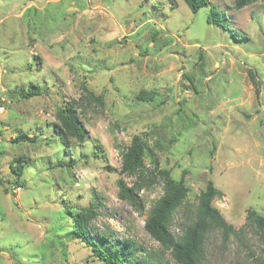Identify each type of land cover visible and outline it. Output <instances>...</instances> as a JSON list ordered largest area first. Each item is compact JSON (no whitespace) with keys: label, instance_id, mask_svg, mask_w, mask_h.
I'll list each match as a JSON object with an SVG mask.
<instances>
[{"label":"rangeland","instance_id":"rangeland-1","mask_svg":"<svg viewBox=\"0 0 264 264\" xmlns=\"http://www.w3.org/2000/svg\"><path fill=\"white\" fill-rule=\"evenodd\" d=\"M210 1L235 32L184 0H0V264H102L70 218L91 207L94 238L108 233L177 264L145 229L163 184L139 194L142 212L118 195L119 178L134 183L120 175L134 136L184 179L187 205L212 180L221 192L212 205L236 231L249 210L264 215V0L240 10ZM32 85L44 93L23 99ZM85 87L103 105L85 99ZM73 101L87 142L63 147L55 115ZM21 134L36 141L14 143ZM17 159L25 182L10 187ZM184 219L178 210L173 233ZM252 231L227 241L214 232L206 264H254Z\"/></svg>","mask_w":264,"mask_h":264},{"label":"trees","instance_id":"trees-1","mask_svg":"<svg viewBox=\"0 0 264 264\" xmlns=\"http://www.w3.org/2000/svg\"><path fill=\"white\" fill-rule=\"evenodd\" d=\"M259 0H235L236 9L240 10ZM189 10L196 14L201 9L209 7L207 22L217 25L224 30L235 32L231 29L229 20L225 13L221 12L216 4H211L210 0H184ZM254 85H258L254 74L251 73ZM85 90V99L97 101L103 105V99ZM258 91V90H257ZM44 89L39 85H32L26 93L21 94L23 99H30L41 96ZM140 100L149 99L146 93H141ZM79 102L73 101L57 109L56 134L60 144L67 147L70 140L85 144L87 134L80 119ZM36 138H30L26 134H21L14 139V143L30 142L34 143ZM122 166L120 175L134 178V183L128 186L124 179L117 181L118 195L121 199L131 203L138 211L142 212L139 194L144 189H150L156 184H163L164 194L158 199L148 213L145 221L146 232L154 239L164 252L170 253L177 264H206V246L208 237L214 232H221L223 240L227 241L234 236L239 240L248 230H253L260 243L259 255L254 264H264V215L255 210L247 212V222L244 227L236 231L229 225L220 211L212 203L221 195L212 180H209L205 190L197 197V205L192 208L187 205L189 188L184 179L175 180L171 171L162 169L159 161L152 154L148 142L141 136H134L130 146L125 147L121 152ZM150 158V165L147 166L146 158ZM23 161L17 159L13 161L11 169L17 176L13 182H8L10 187H21L24 184L22 176L25 167ZM58 166L63 167V164ZM10 188H5L9 193ZM184 209V223L181 232H172L174 216L178 210ZM73 210V209H72ZM98 216L95 207L81 209L78 212L72 211L70 218L73 220L74 233L84 239L92 248L96 259L102 264H163L160 258L151 251H143L137 248L134 243L112 242L108 233H104L101 239L94 238L90 225L92 220ZM93 237V238H92ZM111 243V244H107Z\"/></svg>","mask_w":264,"mask_h":264}]
</instances>
